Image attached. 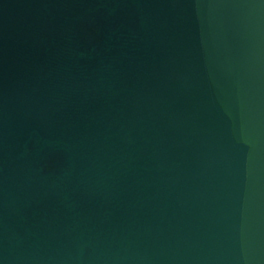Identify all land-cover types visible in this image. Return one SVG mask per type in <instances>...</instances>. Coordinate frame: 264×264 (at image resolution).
I'll return each instance as SVG.
<instances>
[{
    "label": "water",
    "instance_id": "95a60500",
    "mask_svg": "<svg viewBox=\"0 0 264 264\" xmlns=\"http://www.w3.org/2000/svg\"><path fill=\"white\" fill-rule=\"evenodd\" d=\"M0 264H264V0H0Z\"/></svg>",
    "mask_w": 264,
    "mask_h": 264
}]
</instances>
